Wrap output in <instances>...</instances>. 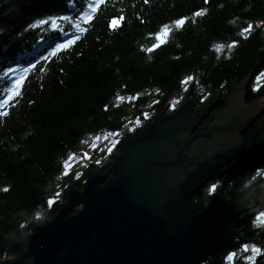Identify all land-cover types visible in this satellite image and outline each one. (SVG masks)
<instances>
[{"label": "trees", "instance_id": "obj_1", "mask_svg": "<svg viewBox=\"0 0 264 264\" xmlns=\"http://www.w3.org/2000/svg\"><path fill=\"white\" fill-rule=\"evenodd\" d=\"M248 77L251 103L264 95V0H0V259L70 190L105 172L128 135L186 99L198 106L218 93L219 107ZM20 80V95L3 104ZM112 133L120 137L109 151L66 171L68 157ZM213 193L242 222L200 264H264V146L210 178L188 198L190 211Z\"/></svg>", "mask_w": 264, "mask_h": 264}, {"label": "water", "instance_id": "obj_2", "mask_svg": "<svg viewBox=\"0 0 264 264\" xmlns=\"http://www.w3.org/2000/svg\"><path fill=\"white\" fill-rule=\"evenodd\" d=\"M249 79L206 120L217 93L197 109L186 99L128 135L106 171L70 190L53 217L7 247L0 264H200L229 244L242 222L233 204L213 193L193 214L187 202L264 146V95L242 102Z\"/></svg>", "mask_w": 264, "mask_h": 264}, {"label": "rangeland", "instance_id": "obj_3", "mask_svg": "<svg viewBox=\"0 0 264 264\" xmlns=\"http://www.w3.org/2000/svg\"><path fill=\"white\" fill-rule=\"evenodd\" d=\"M258 81H260V76H257V77L254 78L253 86H257ZM248 83H249V81H248ZM248 83H247V85H244V94L242 96V102L244 104L247 103L246 102V89L248 87ZM219 98H220V96L217 93L216 100H214V102L207 107V109L205 110V114L201 115L202 116L201 120H206L207 118H209L211 111L214 110V109H217L216 106L219 105V103H220L219 102ZM169 106H170V108L174 107L173 102H171L169 104ZM199 106L200 105L197 106V105H195V103H193L192 108L197 109ZM177 109L178 108H176V110ZM176 110H174V111H176ZM192 113H193V110L191 111V114ZM143 114H144L145 117H148V116L151 115V112L150 111H146ZM137 123L138 122L136 121V119H130L128 117L126 119V124L129 126L130 129H133L134 127H136ZM197 126H199V125H197ZM195 128H193V130H195ZM119 137H120V134L112 133V134H104L103 136L96 138L95 140H93L92 142H90L86 146V148L82 151L81 156H76V157L75 156H70V157L67 158L66 165H65L66 171H68V170H70L72 168L75 171V173H79V171L81 170V167H82V165L84 163V159L89 158L90 155L94 151L99 152V151H101L103 149L105 151H109L113 147V145L118 141ZM260 148H262V147H260Z\"/></svg>", "mask_w": 264, "mask_h": 264}, {"label": "snow or ice", "instance_id": "obj_4", "mask_svg": "<svg viewBox=\"0 0 264 264\" xmlns=\"http://www.w3.org/2000/svg\"><path fill=\"white\" fill-rule=\"evenodd\" d=\"M202 13H197V15H201ZM42 23H44L43 21H42ZM53 23H55V21H53ZM178 24L179 25H182L183 24V21H178ZM118 25V21H113V26L115 27V26H117ZM251 30V26H249V28L248 29H245V31L246 32H248V31H250ZM168 30L167 29H165V32H167ZM71 43V42H70ZM59 47H64L63 45L62 46H59ZM218 50H220V49H218ZM22 84H23V81L22 80H20V81H16L15 83H14V86H13V94L11 95V96H9L8 97V99H6V100H4L3 101V104H8L9 103V101L11 100V99H14L16 96H19L20 95V91H19V88L22 86ZM0 115H7V112H0ZM65 174H67V173H65ZM5 191H7V189H4ZM212 190L214 191L215 190V185H213L212 186ZM54 201H49V205L51 206V204L53 203ZM257 222H258V224H264V213H261L260 214V216H258L257 217ZM252 252L253 253H255V254H259L260 253V250L259 249H257V248H253L252 249ZM232 257L230 256L229 257V259H231ZM253 259H254V257H253Z\"/></svg>", "mask_w": 264, "mask_h": 264}, {"label": "flooded vegetation", "instance_id": "obj_5", "mask_svg": "<svg viewBox=\"0 0 264 264\" xmlns=\"http://www.w3.org/2000/svg\"><path fill=\"white\" fill-rule=\"evenodd\" d=\"M217 106H218V105H217ZM217 106H216V108H221V107L223 106V103H222V105H221V106H219V107H217Z\"/></svg>", "mask_w": 264, "mask_h": 264}]
</instances>
